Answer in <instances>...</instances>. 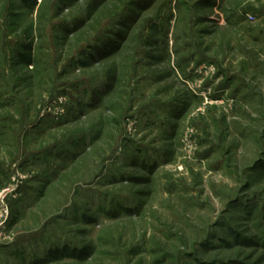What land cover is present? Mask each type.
<instances>
[{
    "label": "rangeland",
    "instance_id": "obj_1",
    "mask_svg": "<svg viewBox=\"0 0 264 264\" xmlns=\"http://www.w3.org/2000/svg\"><path fill=\"white\" fill-rule=\"evenodd\" d=\"M0 264H264V0H0Z\"/></svg>",
    "mask_w": 264,
    "mask_h": 264
}]
</instances>
